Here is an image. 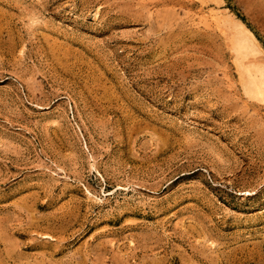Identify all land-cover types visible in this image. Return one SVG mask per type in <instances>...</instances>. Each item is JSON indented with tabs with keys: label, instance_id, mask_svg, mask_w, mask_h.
Returning a JSON list of instances; mask_svg holds the SVG:
<instances>
[{
	"label": "rangeland",
	"instance_id": "1",
	"mask_svg": "<svg viewBox=\"0 0 264 264\" xmlns=\"http://www.w3.org/2000/svg\"><path fill=\"white\" fill-rule=\"evenodd\" d=\"M264 0H0V264H264Z\"/></svg>",
	"mask_w": 264,
	"mask_h": 264
},
{
	"label": "bare ground",
	"instance_id": "2",
	"mask_svg": "<svg viewBox=\"0 0 264 264\" xmlns=\"http://www.w3.org/2000/svg\"><path fill=\"white\" fill-rule=\"evenodd\" d=\"M233 51L236 62L246 73L247 92L257 101H264V67L245 66V61L261 53V48L254 35L240 22L236 23Z\"/></svg>",
	"mask_w": 264,
	"mask_h": 264
}]
</instances>
